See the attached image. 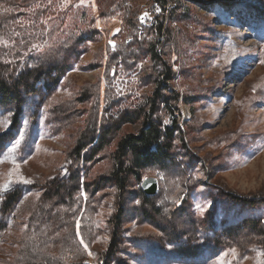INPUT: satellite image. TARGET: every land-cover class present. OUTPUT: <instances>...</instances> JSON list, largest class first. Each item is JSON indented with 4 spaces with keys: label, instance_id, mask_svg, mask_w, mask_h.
<instances>
[{
    "label": "rangeland",
    "instance_id": "1",
    "mask_svg": "<svg viewBox=\"0 0 264 264\" xmlns=\"http://www.w3.org/2000/svg\"><path fill=\"white\" fill-rule=\"evenodd\" d=\"M2 18L8 82L31 58L54 51L61 70L9 101L0 94V264H23L29 233L63 238L43 203L68 182L88 126L110 132L84 159L74 203L53 208L68 214L79 247L48 239L44 252L59 263L264 264V233L245 249L225 241L244 220L264 225V0H0ZM129 42L126 63L118 53ZM65 43L73 45L67 53ZM147 115L174 128L172 155L119 188L104 179L111 152ZM147 177L157 179L156 207L184 203V235L163 239V223L140 212ZM96 178L105 182L91 185Z\"/></svg>",
    "mask_w": 264,
    "mask_h": 264
},
{
    "label": "trees",
    "instance_id": "2",
    "mask_svg": "<svg viewBox=\"0 0 264 264\" xmlns=\"http://www.w3.org/2000/svg\"><path fill=\"white\" fill-rule=\"evenodd\" d=\"M4 20L5 19L3 18L0 19V27ZM68 44L69 43H65L63 45V47H65L63 48L65 49V53H67L69 48L73 46ZM130 46L129 42V44L120 48L118 53L122 56L123 59H121L126 63L128 62L126 61V54L130 51ZM114 62V59H111L107 63V66L109 68L113 67ZM23 67V71L20 72L12 82H8L4 76V71L0 66V94L4 101H9L12 98H15V93L18 92L20 87L33 91L36 80L40 79L42 76H50L54 71H59L58 74L60 75L61 70V64L59 63L55 51L43 56L38 55L31 58V60L27 61ZM171 78L172 73L168 69L166 80L169 81ZM148 116L149 115L145 117L144 128H142L138 134L122 135L118 139L114 150L111 152L112 168L109 176L104 179L116 181L119 188L125 189L128 180L131 177H137L139 179L140 171L144 168L150 166H163L168 160H170L175 130L172 126H162L158 122L150 120ZM95 128L93 129L92 126L91 128L88 126L87 130L83 133V137H81L77 146L74 148L73 162L69 172L68 182L60 183L55 186L50 194V199L43 203V209H45L47 213L45 218L55 217L53 223L56 224L57 227L62 228L63 230L65 229L63 238L58 237L51 239L48 238L46 234H44V236H38L37 234L29 233L27 237L24 238L21 249L18 253L19 259L23 264H81V262L59 263L56 261V257L53 253L48 250H46L47 252H44L42 249L47 248V243H49V241H47L48 239L53 240L55 243L62 241L69 244L70 251H75V248L79 247L75 238L76 234L73 229L74 226L72 224L70 225L69 219L66 220L68 214H54L53 208L64 201L74 203V193L76 190H79L80 186L83 184L80 180V168L82 167L81 165H83L84 159L93 156L98 149L100 150L103 147V141L107 139L105 136L108 135L107 133L105 134V131L110 132L106 127L108 130H104V134L95 133ZM82 151L84 152V155L81 153ZM104 179L96 178L91 185L101 186L105 182ZM140 197L142 201L139 210L142 215H149L148 213L151 212L152 215L157 217L158 220L163 223L164 226L161 230L163 239L169 240L180 234L184 235L182 226L177 222L184 203L178 206V208L173 206L170 209V212H167L166 206L168 205L164 204L162 210L160 207L158 208L154 205L159 194H156L155 196H147L142 189H140ZM53 199H55V201ZM242 232L243 234H240ZM263 233V224L261 225V223L255 220H244L240 225L235 224L228 228L227 234L229 240L225 241L231 246L236 242L235 245L239 248L245 249L247 245L251 244L254 238L261 236ZM113 234L116 237L118 233L114 231ZM117 248L118 247L116 246L113 251H116ZM186 250H189V248L186 247L184 249H179L180 252Z\"/></svg>",
    "mask_w": 264,
    "mask_h": 264
},
{
    "label": "snow or ice",
    "instance_id": "3",
    "mask_svg": "<svg viewBox=\"0 0 264 264\" xmlns=\"http://www.w3.org/2000/svg\"><path fill=\"white\" fill-rule=\"evenodd\" d=\"M83 4H84V0H81V6H83ZM157 10H159V9H157ZM148 18H149L148 17V13H145L140 19H141L142 22H146ZM117 31H119V29H117ZM110 44H113V46H114V42L110 41ZM261 63H264V61H261ZM9 115H11V113ZM7 120H8V117H5V121H7ZM23 123L24 124H28L29 122H28L27 119H24L23 120ZM18 134L22 136L23 135V132H18ZM15 143L16 144H19L20 141L19 140H16ZM0 152H3V149H0ZM21 158L23 159V157H21ZM147 179L148 178H145V183L147 182ZM19 181L20 182H23V183H30L31 182L30 180L25 179L23 176H20L19 177ZM137 203H139V201H137ZM77 227H78V230H79V224L77 225ZM81 243H83V240H81ZM85 248H87V245H85ZM89 255H91V253H89Z\"/></svg>",
    "mask_w": 264,
    "mask_h": 264
},
{
    "label": "water",
    "instance_id": "4",
    "mask_svg": "<svg viewBox=\"0 0 264 264\" xmlns=\"http://www.w3.org/2000/svg\"><path fill=\"white\" fill-rule=\"evenodd\" d=\"M147 182L145 183V178L141 182V189L147 196H153L156 194L158 189L157 179L154 177H147Z\"/></svg>",
    "mask_w": 264,
    "mask_h": 264
}]
</instances>
